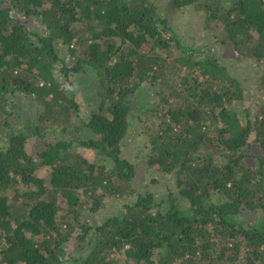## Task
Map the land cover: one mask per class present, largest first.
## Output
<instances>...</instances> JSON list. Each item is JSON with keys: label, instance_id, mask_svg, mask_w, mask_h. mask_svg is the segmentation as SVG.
Returning <instances> with one entry per match:
<instances>
[{"label": "trees", "instance_id": "trees-1", "mask_svg": "<svg viewBox=\"0 0 264 264\" xmlns=\"http://www.w3.org/2000/svg\"><path fill=\"white\" fill-rule=\"evenodd\" d=\"M0 264H264V0H0Z\"/></svg>", "mask_w": 264, "mask_h": 264}, {"label": "rangeland", "instance_id": "rangeland-1", "mask_svg": "<svg viewBox=\"0 0 264 264\" xmlns=\"http://www.w3.org/2000/svg\"><path fill=\"white\" fill-rule=\"evenodd\" d=\"M199 20H200L199 18H194L192 21L190 19L189 14L183 13L182 15H180L175 20V22L172 23V28L176 31V33L179 36H181V39L184 41V43H189L191 41L190 36L194 35L200 28ZM200 33H202V31ZM198 44L201 45L200 42ZM245 71L246 70L243 71V69H237L236 73L239 76H243L244 74L245 75L247 74L249 77L252 76L251 73H248V71L247 72H245ZM86 75H87L86 76L87 79L89 76H91V77L94 76V74L90 73V72H88ZM73 78H75V76H72V79ZM89 86H91V80L90 79H88L86 84L80 85V87L78 86L79 89H82L84 87H88V89H86L84 91V93L87 95V97L84 96L85 98H82L81 94H80V96L78 95L79 96L78 98L80 100L81 109H82L81 112L86 116H88V114H89L88 111L90 110V108L92 106H98L95 92L93 94V92L91 91ZM70 88H71V86H70ZM78 88L73 86V90L80 92ZM147 100L148 101L150 100L151 103L155 102L154 98L150 99L149 96H147ZM145 110H146V108L143 110V112ZM143 112L141 113L142 120L145 119ZM145 144H146V136H145L144 131H142L141 129H135L133 136L131 138H129V143L125 146H122L123 156L133 164H137V162H142L145 151H146ZM139 170H141L142 173L140 172L139 174H137V177L135 180L136 182H141V180L144 177H145L144 183H148L149 179H151V178H158V179L161 178L156 169L146 168L142 163H141V168ZM47 171H48L47 169L43 168L42 170L39 171V176L45 177V174ZM162 188L164 189V187H162ZM154 190L155 189H153V191ZM111 204L112 203L109 204V207L111 206ZM116 206H117V209H120L122 207V202H118V204H116Z\"/></svg>", "mask_w": 264, "mask_h": 264}]
</instances>
